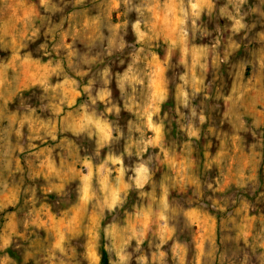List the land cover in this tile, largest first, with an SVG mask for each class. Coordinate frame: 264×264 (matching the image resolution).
Returning a JSON list of instances; mask_svg holds the SVG:
<instances>
[{"label": "clouds", "instance_id": "1", "mask_svg": "<svg viewBox=\"0 0 264 264\" xmlns=\"http://www.w3.org/2000/svg\"><path fill=\"white\" fill-rule=\"evenodd\" d=\"M0 264H264V0H0Z\"/></svg>", "mask_w": 264, "mask_h": 264}]
</instances>
